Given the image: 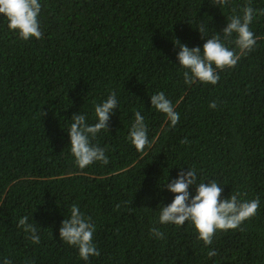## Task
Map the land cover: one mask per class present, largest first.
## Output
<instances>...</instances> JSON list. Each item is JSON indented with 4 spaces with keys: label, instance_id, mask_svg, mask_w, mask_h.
<instances>
[{
    "label": "trees",
    "instance_id": "1",
    "mask_svg": "<svg viewBox=\"0 0 264 264\" xmlns=\"http://www.w3.org/2000/svg\"><path fill=\"white\" fill-rule=\"evenodd\" d=\"M40 3L42 39L20 38L0 14V264H264V0L221 7L214 0ZM249 3L256 10L253 50L218 70L217 84H185L174 39L203 50L219 35L236 48V34L224 40L222 29ZM113 91L118 108L108 130L92 140L109 162L80 169L68 135L72 116L95 124V106ZM161 91L180 115L173 128L151 106V95ZM136 111L151 142L143 152L128 139ZM181 167L194 169L198 182L215 179L222 199L236 192L241 200L259 197L257 214L235 230L217 231L208 246L190 221L159 224L161 204L175 195L164 184ZM73 204L96 225L100 255L87 261L59 236ZM24 216L39 244L17 226ZM152 227L165 239L150 235ZM211 250L217 255L210 258Z\"/></svg>",
    "mask_w": 264,
    "mask_h": 264
},
{
    "label": "clouds",
    "instance_id": "2",
    "mask_svg": "<svg viewBox=\"0 0 264 264\" xmlns=\"http://www.w3.org/2000/svg\"><path fill=\"white\" fill-rule=\"evenodd\" d=\"M229 0H214V5L226 6ZM42 4L40 0H0V14L9 21L7 27L18 32L20 38L28 40L30 38L42 39L43 33L40 29L39 14ZM243 15H233L229 17L227 26L222 29L224 40H230L233 34L236 38L233 41L236 48L230 49L221 40L219 35H214L206 39L203 44V50L199 46L188 47L182 44L179 39H174V45L179 46L177 59L179 65L185 69L183 72L184 82L192 85L195 81L203 83L217 84L219 81L218 70L235 67L243 55H247L253 50L257 43V38L250 30L254 13L249 3L243 8ZM264 15V10H260ZM202 34L203 26L198 28ZM151 106L157 111L166 115L168 128L177 125L180 119L178 112L174 110L175 106L166 97L164 92H157L150 97ZM210 108H216V102L209 105ZM118 108L116 93L113 91L107 99L95 106V113L98 122L93 125L86 123L84 114H75L72 116L73 123L68 131L70 137L71 153L80 169L99 161L107 164L108 157L106 149L92 140L101 130H108L110 116ZM135 121L129 131L128 139L135 146L138 152H143L145 147L150 145L147 135V124L140 111L135 112ZM187 138L181 140V143H187ZM208 182H198L197 174L194 169L185 171L182 167L175 179L164 184L172 193L174 198L168 205H162L160 208L158 223L173 224L182 227L190 221L198 232V239L202 240L205 246L211 245L217 231L235 230L247 219L257 214L260 206V199L256 197L252 200H241L242 195L236 192L229 198L222 199L223 189L215 179H209ZM195 185V195L189 191L190 187ZM119 204L116 205L118 209ZM28 217L19 219L18 227H22L28 237L34 244L40 243V236L37 234L35 225L28 222ZM243 230V229H241ZM96 231V225L91 217H86L79 209V206L73 204L70 210V218H65L61 222L59 236L63 242L78 248L79 257L87 261L91 256H99V249L93 242V235ZM150 235L157 239H165V234L157 227H152ZM211 258L217 255L216 250L207 253ZM3 264H11V261L5 259Z\"/></svg>",
    "mask_w": 264,
    "mask_h": 264
}]
</instances>
